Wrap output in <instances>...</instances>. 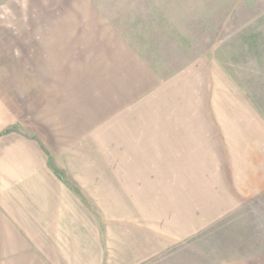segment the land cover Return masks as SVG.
<instances>
[{"label":"rangeland","instance_id":"374dc122","mask_svg":"<svg viewBox=\"0 0 264 264\" xmlns=\"http://www.w3.org/2000/svg\"><path fill=\"white\" fill-rule=\"evenodd\" d=\"M166 2L0 0V264H264V0Z\"/></svg>","mask_w":264,"mask_h":264},{"label":"crops","instance_id":"0c3cea01","mask_svg":"<svg viewBox=\"0 0 264 264\" xmlns=\"http://www.w3.org/2000/svg\"><path fill=\"white\" fill-rule=\"evenodd\" d=\"M171 5H177V3L175 2V0H173V2L171 0H167L166 2V7L167 6H171ZM169 12H167L169 15L168 17H171L173 15H176L174 17H171V21H177V14H172L173 10L170 11V9H168ZM181 11H179L180 13ZM179 16V15H178ZM168 20V19H167ZM169 27V26H167ZM90 176V175H88ZM86 172L84 171V173H79V174H72L70 175V177L72 178V181L74 183H76L79 188H82V192L84 194V196H86V192H87V188H86V177H88ZM51 177V176H50ZM49 177V178H50ZM35 181V185L32 186L34 193H28L27 194H23L25 195L24 197H27L29 200H26L25 203L27 204L26 206L29 207L30 210H32V212H34L36 214V217L39 218L40 215V211H44L50 215L55 216L56 214V218L52 220V223L54 222H61L64 223L63 227L64 228H68L69 230L72 227H77L78 229L82 228V224L84 222L80 221L81 218V213L85 216V212H86V206H80L81 202L79 201L80 199H78V196L74 195L72 193V191L68 190V189H55V187L53 186L49 189V186L46 185H42V188H37L36 185L40 186L39 183H44L45 179H47V177H44L42 179H38L37 176L34 177ZM100 190H99V196H100ZM95 198L97 197L96 194L94 196ZM102 198V197H101ZM82 207V209H81ZM25 212V211H24ZM80 215H78V214ZM59 227V226H58ZM77 240V241H76ZM73 239V241L75 243H71V247L72 250H77L78 251V256L81 257V252H80V248H79V242L81 241L80 239L78 240L77 238ZM76 244L78 245L77 248L75 247ZM75 245V246H74ZM95 247V252L94 254L96 255L95 257V261L97 260L98 262H102L103 261V244L102 241L99 242V244L95 243L94 245ZM110 247V251H114V248L112 249V246ZM119 251V250H118ZM123 251L125 252V254L121 253L123 255V257L121 255H119V253H110L108 254V262H112V261H118L119 258L121 257V259H123V261H132L133 263H137L140 262V256H137L135 253L137 250L135 249H130V247L128 245H125L123 248ZM139 253V251H138ZM87 256V255H86ZM85 256V257H86ZM96 261V262H97Z\"/></svg>","mask_w":264,"mask_h":264}]
</instances>
